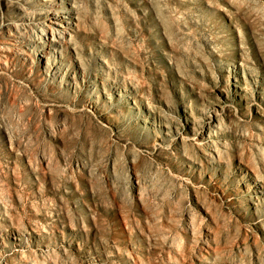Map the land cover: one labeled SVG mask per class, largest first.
<instances>
[{
	"label": "rangeland",
	"instance_id": "1",
	"mask_svg": "<svg viewBox=\"0 0 264 264\" xmlns=\"http://www.w3.org/2000/svg\"><path fill=\"white\" fill-rule=\"evenodd\" d=\"M0 264H264V0H0Z\"/></svg>",
	"mask_w": 264,
	"mask_h": 264
}]
</instances>
